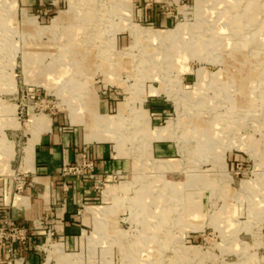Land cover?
I'll use <instances>...</instances> for the list:
<instances>
[{"label": "rangeland", "instance_id": "1", "mask_svg": "<svg viewBox=\"0 0 264 264\" xmlns=\"http://www.w3.org/2000/svg\"><path fill=\"white\" fill-rule=\"evenodd\" d=\"M43 116L85 143L62 199L20 220ZM2 141L0 264H264V0H0ZM75 183L94 196L70 238Z\"/></svg>", "mask_w": 264, "mask_h": 264}, {"label": "crops", "instance_id": "2", "mask_svg": "<svg viewBox=\"0 0 264 264\" xmlns=\"http://www.w3.org/2000/svg\"><path fill=\"white\" fill-rule=\"evenodd\" d=\"M34 129L37 142L34 147L32 157L26 155L23 161V169L27 173L34 175V182L37 184L40 196L35 200V203L29 204L27 196L17 197L16 202L21 207L14 208V215L20 220H28L31 216L40 214L46 208L47 200L61 198L63 195L62 187L59 185L58 174L61 167L66 162H72L77 158V153L83 147L85 141L76 130H62L55 123L49 124L46 129L41 122V117L34 120ZM0 143V159L3 165L8 164L11 159V150ZM103 150V148H101ZM0 160V161H1ZM6 166V165H5ZM68 204V212L63 215L59 221V231L63 235L78 234L81 230L75 222V211L78 203L80 204L85 198L94 196V192L88 184L75 183L71 186ZM90 213H94L97 207L92 205L88 207ZM89 221L88 218L85 219ZM84 224V223H82Z\"/></svg>", "mask_w": 264, "mask_h": 264}, {"label": "bare ground", "instance_id": "3", "mask_svg": "<svg viewBox=\"0 0 264 264\" xmlns=\"http://www.w3.org/2000/svg\"><path fill=\"white\" fill-rule=\"evenodd\" d=\"M250 3V2H249ZM250 6V5H249ZM252 9L247 13V15L245 16L244 15V19L247 21V25L248 26H251L253 20H254V4L252 5ZM11 12V10H10ZM85 16V15H84ZM10 19V18H9ZM244 20V21H245ZM8 21V20H7ZM233 21V20H232ZM257 22V20H256ZM238 24V23H237ZM237 24H235V27H237ZM184 26L180 25L176 30H166V31H161V30H152L150 28H141L139 26H135L133 28V33L136 37V39H139V38H144L148 41H152V40H155V41H158V42H165L166 40H170V39H173L176 34H178L179 32H182L184 30ZM78 44V43H77ZM174 45V43L172 42L171 40V43L168 44V47H170V49L172 48V46ZM190 48V47H189ZM187 49V48H186ZM188 51V50H187ZM45 70V69H44ZM57 72L61 73L64 75V69H56ZM144 72V71H143ZM62 76V75H61ZM157 76V75H156ZM78 86V85H77ZM79 87V86H78ZM91 102H96L95 98H90ZM98 106V104H97ZM94 111V110H93ZM124 111V106L120 109V116H121V113ZM72 118L73 120L76 119L75 117V114H74V111L72 109ZM41 122H43V125L45 126L46 129L49 128V124H50V119H48L47 117L43 116L41 117ZM165 129V128H164ZM163 130V129H161ZM160 132V131H159ZM158 135H160L158 133ZM37 142V139L34 138L31 142H30V145L27 147V151H26V154H27V157L30 158L32 157V154L34 152V147H35V144ZM199 143V142H197ZM198 145V144H197ZM197 148V147H196ZM207 150V149H206ZM195 152V151H194ZM197 210V209H195ZM164 211V210H163ZM165 220V219H164ZM167 222V221H166Z\"/></svg>", "mask_w": 264, "mask_h": 264}]
</instances>
